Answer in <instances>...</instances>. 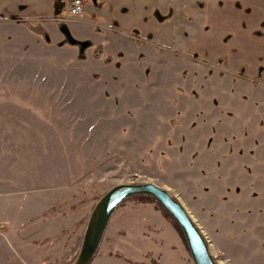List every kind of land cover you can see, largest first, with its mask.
Returning <instances> with one entry per match:
<instances>
[{"label":"rangeland","instance_id":"rangeland-1","mask_svg":"<svg viewBox=\"0 0 264 264\" xmlns=\"http://www.w3.org/2000/svg\"><path fill=\"white\" fill-rule=\"evenodd\" d=\"M168 1L132 33L81 41L60 20L47 41L42 21L0 19V191L14 193L13 210L51 205L54 226L37 242L63 241L75 258L104 192L154 182L188 209L219 264H264V4ZM166 243L174 264H194L162 205L131 196L97 256L149 261Z\"/></svg>","mask_w":264,"mask_h":264},{"label":"crops","instance_id":"crops-1","mask_svg":"<svg viewBox=\"0 0 264 264\" xmlns=\"http://www.w3.org/2000/svg\"><path fill=\"white\" fill-rule=\"evenodd\" d=\"M70 1L0 0V19L25 21V24L38 22V20L42 21L46 27L43 28L44 31H39L37 34L42 35L47 41H50L51 35L56 33V29L50 26L52 21L57 22V20H60L57 23L61 26L60 29L68 32L69 36L72 34L71 38L81 41L89 38L97 39L101 31L132 33V31L144 27L148 22L149 24L153 23L154 19L151 20L152 22L147 19L149 16L148 11L151 10L150 6L159 5L162 8L164 2H169L168 0H84V10L81 17L74 19L69 11ZM243 1L256 5L255 9L258 8V5L264 4V0ZM61 18H69V20H61ZM156 19L157 16H155ZM29 27L31 28V26ZM34 32L36 33V31ZM156 36L159 37L158 34ZM13 194V192L0 191V264H9L10 260H14L13 257H16L17 261H22V264H38L44 260L54 261L55 263H57V260H64L62 264H70L74 258L75 250L69 246H64L66 243L57 241L58 243L54 244V240L50 247H44L43 243L37 242L39 237L51 233V226H54L51 223L52 216L46 215L50 211L51 205L41 208L42 206L32 207L30 205L25 207L24 204H16L17 207L13 210V201L7 199ZM78 222L80 223L81 219ZM170 232L171 239L174 240V226H170ZM142 243L141 248L143 249L149 246L147 242L142 241ZM165 246L160 258L151 257L149 261L146 258L147 256L143 257L139 249L140 255L144 258L142 260L138 259L139 262H134V257H124V255L116 254L106 255L103 258L96 255L91 264H98L106 259L123 260L128 264H174V248L167 243ZM166 249L169 251L168 257L164 254Z\"/></svg>","mask_w":264,"mask_h":264},{"label":"water","instance_id":"water-1","mask_svg":"<svg viewBox=\"0 0 264 264\" xmlns=\"http://www.w3.org/2000/svg\"><path fill=\"white\" fill-rule=\"evenodd\" d=\"M138 194L154 197L171 214L183 231L194 264H219L203 230L184 204L166 188L150 181L118 183L97 199L89 213L80 249L71 264H91L114 212L122 202Z\"/></svg>","mask_w":264,"mask_h":264},{"label":"built area","instance_id":"built-area-1","mask_svg":"<svg viewBox=\"0 0 264 264\" xmlns=\"http://www.w3.org/2000/svg\"><path fill=\"white\" fill-rule=\"evenodd\" d=\"M83 5V0H71L69 5L70 14L73 15V17H80L84 10Z\"/></svg>","mask_w":264,"mask_h":264},{"label":"trees","instance_id":"trees-1","mask_svg":"<svg viewBox=\"0 0 264 264\" xmlns=\"http://www.w3.org/2000/svg\"><path fill=\"white\" fill-rule=\"evenodd\" d=\"M76 41V40H75ZM139 196H147V197H149V198H154V197H152V196H150V195H145V194H138ZM138 195H134V196H138ZM155 199V198H154ZM162 208H163V211H164V213L166 214V216H168V217H170L172 220H173V222L175 223V225H176V227H177V229L179 230V232H180V234H181V236H182V238H183V240H184V243H185V245H186V247L188 248V245H187V243H186V239H185V236H184V234H183V231L181 230V228H180V226L178 225V223L175 221V219L171 216V214L162 206Z\"/></svg>","mask_w":264,"mask_h":264}]
</instances>
